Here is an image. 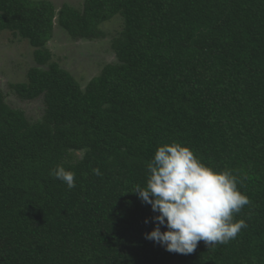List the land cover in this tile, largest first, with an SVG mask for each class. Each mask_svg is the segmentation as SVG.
Wrapping results in <instances>:
<instances>
[{
  "label": "trees",
  "instance_id": "16d2710c",
  "mask_svg": "<svg viewBox=\"0 0 264 264\" xmlns=\"http://www.w3.org/2000/svg\"><path fill=\"white\" fill-rule=\"evenodd\" d=\"M79 7L0 0V33L33 49L34 66L10 92L44 105L30 121L0 90V264H264V0ZM54 21L87 40L118 24L116 61L81 88L47 48ZM174 141L233 170L250 199L234 217L248 227L227 244L200 241L184 255L144 238L158 213L133 192ZM57 165L75 173V188L49 175Z\"/></svg>",
  "mask_w": 264,
  "mask_h": 264
},
{
  "label": "clouds",
  "instance_id": "9594fccd",
  "mask_svg": "<svg viewBox=\"0 0 264 264\" xmlns=\"http://www.w3.org/2000/svg\"><path fill=\"white\" fill-rule=\"evenodd\" d=\"M145 187L137 185L133 194L150 205L154 229L144 238L158 243L168 252L191 254L203 241L209 249L234 240L245 220H235L251 201L238 189L240 183L233 170L215 171L202 163L194 152L179 142L159 146L148 162ZM102 176L99 168H93ZM49 175L75 188V173L57 165ZM149 220H145V224ZM161 227L166 231H161Z\"/></svg>",
  "mask_w": 264,
  "mask_h": 264
},
{
  "label": "rangeland",
  "instance_id": "374dc122",
  "mask_svg": "<svg viewBox=\"0 0 264 264\" xmlns=\"http://www.w3.org/2000/svg\"><path fill=\"white\" fill-rule=\"evenodd\" d=\"M50 2L55 9L63 4L77 7L82 0H43ZM117 25L108 22L100 27L102 36L94 40L71 38L57 26L54 21L53 34L47 43L52 54V60L60 68L67 71L84 88L86 83L95 77L105 64L116 61L110 45L112 38L117 34ZM33 49L26 40L13 36L10 32L0 33V90L7 105L21 109L30 121L41 118L44 112L42 98L32 101H23L10 92L9 86L25 81L27 70L34 66Z\"/></svg>",
  "mask_w": 264,
  "mask_h": 264
}]
</instances>
